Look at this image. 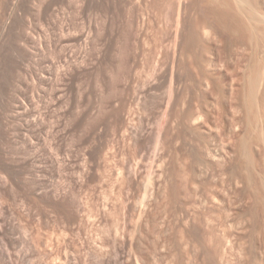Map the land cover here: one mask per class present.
Returning a JSON list of instances; mask_svg holds the SVG:
<instances>
[{"label":"rangeland","instance_id":"rangeland-1","mask_svg":"<svg viewBox=\"0 0 264 264\" xmlns=\"http://www.w3.org/2000/svg\"><path fill=\"white\" fill-rule=\"evenodd\" d=\"M44 1L0 0V264H264V31L239 52L193 40L197 0Z\"/></svg>","mask_w":264,"mask_h":264},{"label":"bare ground","instance_id":"bare-ground-1","mask_svg":"<svg viewBox=\"0 0 264 264\" xmlns=\"http://www.w3.org/2000/svg\"><path fill=\"white\" fill-rule=\"evenodd\" d=\"M39 1L45 2L44 0ZM241 1L242 0L193 1L192 5L197 6V4H199L198 7L200 9L198 16L194 20V28L191 31L193 40L200 43L203 42L202 39L204 37L206 38L211 34H215L218 42L227 44L228 47H231L233 50L242 52L251 49L257 52L260 47L259 40L264 31V20L257 17L253 9H249L248 7H246L248 8L246 9ZM261 1L262 5H264V0ZM19 10H22V12H24L23 15L26 16L27 11H24L23 3L14 2L11 6V13H13L15 17H19ZM35 44L37 45L38 41L37 43L35 41ZM189 55L194 57L193 63L197 62L196 51L190 50ZM259 62L260 61H255L253 68L250 69V74L245 79L248 88V92L246 93L248 99H252L255 91L259 92L262 88L264 90V70L258 65ZM237 80H240V78H237ZM261 95V99L264 101V92H261ZM29 101L32 102L33 97L30 96ZM246 110L242 119L248 123L249 117ZM155 138L157 142L159 138L158 134H156ZM20 237L22 238L23 236L20 235ZM3 249L0 248V257L5 258L8 255Z\"/></svg>","mask_w":264,"mask_h":264}]
</instances>
